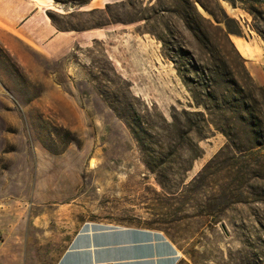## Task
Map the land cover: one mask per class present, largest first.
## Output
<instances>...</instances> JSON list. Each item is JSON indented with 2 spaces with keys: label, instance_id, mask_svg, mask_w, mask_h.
<instances>
[{
  "label": "rangeland",
  "instance_id": "obj_1",
  "mask_svg": "<svg viewBox=\"0 0 264 264\" xmlns=\"http://www.w3.org/2000/svg\"><path fill=\"white\" fill-rule=\"evenodd\" d=\"M50 1L66 12L54 11L62 27L96 31L85 33L82 54L62 61L30 49L17 57L0 37V188L10 201H22L25 219L56 231L76 227L65 221L148 226L193 264H264V148L254 160L221 152L228 138L210 125L200 156L181 149L159 180L119 116L137 110L161 126L182 109H198L174 62H183L180 47L205 52L183 25L182 0ZM205 2L235 20L229 35L241 58L211 31L237 77L263 86L256 28L264 32V23L240 3Z\"/></svg>",
  "mask_w": 264,
  "mask_h": 264
},
{
  "label": "trees",
  "instance_id": "obj_2",
  "mask_svg": "<svg viewBox=\"0 0 264 264\" xmlns=\"http://www.w3.org/2000/svg\"><path fill=\"white\" fill-rule=\"evenodd\" d=\"M89 1L86 0L81 5ZM225 1L233 7L240 3L255 21L264 23V0ZM182 3L185 6L181 14L183 25L191 31L205 52L200 50L197 57L188 49L180 47L178 55L183 62H174L182 80L190 88L193 103L198 109H182L172 115L170 120L164 119L161 126L148 122L137 110L119 114L145 154L147 169L159 180L165 178L171 158L177 157L181 149L197 151L192 156L193 160L200 156L202 151L199 140L210 125L228 138V144L221 152L231 149L234 156L241 153L247 159L254 160V157L259 155L258 148H264V85H246L237 77L226 52L221 50L211 31H219L241 58L229 35L236 33L237 28L230 26V22L235 21L234 18L217 2L215 5L220 15L217 14L216 8L211 6L210 2L206 4L205 0H182ZM196 3L212 16L213 20L205 17L198 10ZM109 6L110 3H106V7ZM54 11L57 12L49 10L48 15L59 29H77L62 27ZM256 29L264 39V32L258 26ZM243 134L248 135L247 138H243ZM208 167L210 163L203 171ZM198 177L199 175L193 180ZM160 184L162 185V182Z\"/></svg>",
  "mask_w": 264,
  "mask_h": 264
},
{
  "label": "crops",
  "instance_id": "obj_3",
  "mask_svg": "<svg viewBox=\"0 0 264 264\" xmlns=\"http://www.w3.org/2000/svg\"><path fill=\"white\" fill-rule=\"evenodd\" d=\"M49 10L66 13L50 0H0V37L17 57L24 58L26 49L52 61L82 54L85 33L96 30L59 29ZM3 191L0 188V264H193L160 229L65 221V228L76 227L56 231L49 222L25 219L22 201H10Z\"/></svg>",
  "mask_w": 264,
  "mask_h": 264
},
{
  "label": "water",
  "instance_id": "obj_4",
  "mask_svg": "<svg viewBox=\"0 0 264 264\" xmlns=\"http://www.w3.org/2000/svg\"><path fill=\"white\" fill-rule=\"evenodd\" d=\"M221 227L223 228V230L226 232V226L224 223H221Z\"/></svg>",
  "mask_w": 264,
  "mask_h": 264
}]
</instances>
